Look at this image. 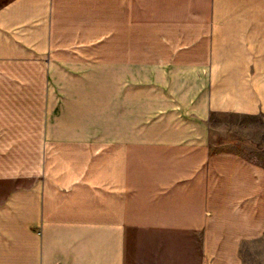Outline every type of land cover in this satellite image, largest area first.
I'll return each mask as SVG.
<instances>
[{"label":"crops","instance_id":"0c3cea01","mask_svg":"<svg viewBox=\"0 0 264 264\" xmlns=\"http://www.w3.org/2000/svg\"><path fill=\"white\" fill-rule=\"evenodd\" d=\"M214 112L264 114V0H0V264H245Z\"/></svg>","mask_w":264,"mask_h":264},{"label":"rangeland","instance_id":"374dc122","mask_svg":"<svg viewBox=\"0 0 264 264\" xmlns=\"http://www.w3.org/2000/svg\"><path fill=\"white\" fill-rule=\"evenodd\" d=\"M210 125L217 149H239L264 166V114L214 112ZM243 259L245 264H264V236L243 247Z\"/></svg>","mask_w":264,"mask_h":264},{"label":"bare ground","instance_id":"6f19581e","mask_svg":"<svg viewBox=\"0 0 264 264\" xmlns=\"http://www.w3.org/2000/svg\"><path fill=\"white\" fill-rule=\"evenodd\" d=\"M137 3H138V2H137ZM184 5H185V4H184ZM150 161H151V160H150ZM165 161H166V160H165ZM153 163H154V162H153ZM187 194H188V193H187ZM191 199H192V198H191ZM191 199H190V200H191ZM195 203H196V202H195Z\"/></svg>","mask_w":264,"mask_h":264}]
</instances>
